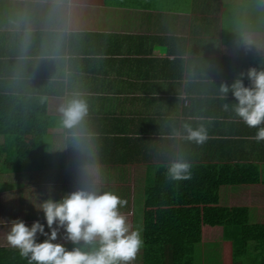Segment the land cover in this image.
I'll return each mask as SVG.
<instances>
[{
	"label": "crops",
	"instance_id": "0c3cea01",
	"mask_svg": "<svg viewBox=\"0 0 264 264\" xmlns=\"http://www.w3.org/2000/svg\"><path fill=\"white\" fill-rule=\"evenodd\" d=\"M53 7V0H0V95L36 101L45 110L39 128L48 130L26 141L38 153L36 166L15 171V150L0 158L8 167L0 168V246L11 247L2 222L31 227L38 220L47 232L39 204L76 190L89 165H98L102 191L127 201L121 212L141 233L149 181L177 160L192 165L191 178L220 182L212 188L217 200L200 208H225L231 225L264 224V141L236 116L232 93L219 91L241 74L249 86L251 68L264 71V0H70ZM74 93L88 104L87 149L60 126L58 108ZM185 124L204 127L208 140H187ZM222 234L204 224L203 246L223 241L215 264H234ZM255 258L251 252L250 263Z\"/></svg>",
	"mask_w": 264,
	"mask_h": 264
},
{
	"label": "clouds",
	"instance_id": "9594fccd",
	"mask_svg": "<svg viewBox=\"0 0 264 264\" xmlns=\"http://www.w3.org/2000/svg\"><path fill=\"white\" fill-rule=\"evenodd\" d=\"M65 4L70 6V0H53V11ZM30 37L31 32L26 29L25 52ZM243 77L241 74L230 87L222 84L219 91L224 97L232 93L236 101L233 111L246 127L258 129L253 139L261 142L264 141V71L249 69V86L244 85ZM228 108L225 104V111ZM58 112L61 128L69 132L78 146L89 148L92 134L85 127L88 104L83 95L74 93L60 105ZM184 130L189 141L203 145L208 140V133L202 126L193 129L185 124ZM191 167L190 163L177 160L169 166L168 174L174 181H187L191 179ZM85 177L76 190L59 201L49 198L39 204L37 211L44 214L47 232L45 224L38 220L31 227L20 219L2 222L9 225L7 243L18 250L28 264H133L137 259L144 241L141 231L121 212L127 201L113 191L101 190L98 165L87 166ZM39 236L45 237L43 242H38ZM58 238L70 242L71 250L56 242Z\"/></svg>",
	"mask_w": 264,
	"mask_h": 264
},
{
	"label": "trees",
	"instance_id": "16d2710c",
	"mask_svg": "<svg viewBox=\"0 0 264 264\" xmlns=\"http://www.w3.org/2000/svg\"><path fill=\"white\" fill-rule=\"evenodd\" d=\"M43 112L44 108L32 99L0 95V137L6 140L5 145H0V158L15 150L16 167L11 164L15 171L37 165L38 153L35 148H28L26 141L47 136L48 130L39 128ZM165 174L156 173L149 181L143 212L144 246L133 264H200L197 250L203 246L204 224L223 228L222 239L232 244L234 264H264V224L231 225L225 208L198 206L217 200L212 189L220 183L217 179L197 176L174 181L168 172ZM153 204L154 208L147 207ZM65 246L69 250L73 247L69 243ZM251 252L256 258L250 263ZM0 264L28 261L15 248L0 246Z\"/></svg>",
	"mask_w": 264,
	"mask_h": 264
},
{
	"label": "rangeland",
	"instance_id": "374dc122",
	"mask_svg": "<svg viewBox=\"0 0 264 264\" xmlns=\"http://www.w3.org/2000/svg\"><path fill=\"white\" fill-rule=\"evenodd\" d=\"M225 243L222 242H218V241H215V242H209L207 243V245H204L202 246L199 251L197 250V254H198V257L200 259V264L202 262H204V264H215L216 262H218V259L220 257H218V253L220 250L223 251V248L225 247L224 246ZM210 252H215L216 255H217V258L215 259L214 257H211L210 259L209 258H205L206 257V254L207 253H210ZM205 259H209V261H205Z\"/></svg>",
	"mask_w": 264,
	"mask_h": 264
}]
</instances>
